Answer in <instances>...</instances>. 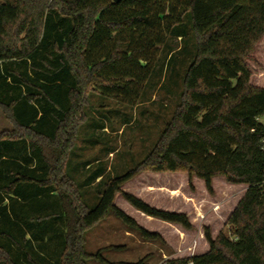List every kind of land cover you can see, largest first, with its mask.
I'll return each instance as SVG.
<instances>
[{"label":"trees","instance_id":"1","mask_svg":"<svg viewBox=\"0 0 264 264\" xmlns=\"http://www.w3.org/2000/svg\"><path fill=\"white\" fill-rule=\"evenodd\" d=\"M186 14L195 55L180 101L152 150L109 179L90 208L67 170L88 95L136 103L159 45ZM263 37L264 0H0V110L12 125L0 132V264H114L86 249L87 232L111 211L160 238L115 204L120 192L145 214L191 229L186 213L122 190L143 170L195 174L209 190L219 174L248 184L228 218L231 234L207 230L206 252L167 264H264V87L251 83L247 62Z\"/></svg>","mask_w":264,"mask_h":264},{"label":"rangeland","instance_id":"2","mask_svg":"<svg viewBox=\"0 0 264 264\" xmlns=\"http://www.w3.org/2000/svg\"><path fill=\"white\" fill-rule=\"evenodd\" d=\"M176 30L159 45L154 71L136 103L98 91L88 95V121L81 127L67 170L81 186L90 208L99 202L109 179L135 167L152 150L180 101L183 78L195 55L189 14ZM247 62L252 70L251 83L264 87V37ZM11 129V123L0 110V132ZM96 170H102V177L89 183ZM247 188L248 184L229 182L223 174L214 176L209 190L195 174L143 170L126 182L122 190L156 208L186 213L192 228L149 216L120 192L115 204L139 226L159 233L160 238L142 237L111 211L87 232L86 249L92 253L101 250L114 264L140 260L145 264H167L173 258L204 253L210 246L207 230L213 238L222 231L232 233L228 218ZM90 264L104 263L94 259Z\"/></svg>","mask_w":264,"mask_h":264},{"label":"water","instance_id":"3","mask_svg":"<svg viewBox=\"0 0 264 264\" xmlns=\"http://www.w3.org/2000/svg\"><path fill=\"white\" fill-rule=\"evenodd\" d=\"M115 1H119V0H115Z\"/></svg>","mask_w":264,"mask_h":264}]
</instances>
